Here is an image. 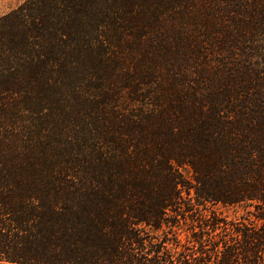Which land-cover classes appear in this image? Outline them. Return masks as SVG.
Wrapping results in <instances>:
<instances>
[{"label": "trees", "instance_id": "trees-1", "mask_svg": "<svg viewBox=\"0 0 264 264\" xmlns=\"http://www.w3.org/2000/svg\"><path fill=\"white\" fill-rule=\"evenodd\" d=\"M47 6L0 21V262L264 264V0ZM87 71L83 175L40 179L30 114Z\"/></svg>", "mask_w": 264, "mask_h": 264}, {"label": "rangeland", "instance_id": "rangeland-1", "mask_svg": "<svg viewBox=\"0 0 264 264\" xmlns=\"http://www.w3.org/2000/svg\"><path fill=\"white\" fill-rule=\"evenodd\" d=\"M48 1L50 0H0V21L13 13L21 14L24 18L44 16L50 12ZM88 75L87 71L66 82L56 83L52 95L36 107L34 115L30 114L32 120L35 118L36 123L39 121L38 130L43 126L41 132L46 136L43 137L45 143L64 154L36 165V169H39L36 174H39L40 179L83 175V164L75 159L78 157L71 158L69 152L82 148L89 123L99 116L98 103L95 105V102L100 99L89 94L99 95L103 84ZM220 210L231 212L222 208Z\"/></svg>", "mask_w": 264, "mask_h": 264}]
</instances>
